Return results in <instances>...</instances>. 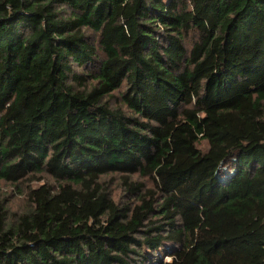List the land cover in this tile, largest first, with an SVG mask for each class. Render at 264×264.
<instances>
[{"label":"trees","instance_id":"1","mask_svg":"<svg viewBox=\"0 0 264 264\" xmlns=\"http://www.w3.org/2000/svg\"><path fill=\"white\" fill-rule=\"evenodd\" d=\"M0 180V264H264V0H0Z\"/></svg>","mask_w":264,"mask_h":264},{"label":"rangeland","instance_id":"2","mask_svg":"<svg viewBox=\"0 0 264 264\" xmlns=\"http://www.w3.org/2000/svg\"><path fill=\"white\" fill-rule=\"evenodd\" d=\"M198 147L202 149H206L207 145L204 141H201ZM114 179L111 185V192L112 196L116 201H119L122 197V188L120 187V182L116 176H111ZM45 179H48L45 177ZM40 182H32L28 183L24 181L23 183L19 184L18 186L22 189L26 185L30 184L31 186H37ZM0 202L5 203L10 207V211L12 212H22L23 208L26 205V199L24 195L17 193V189L14 185L8 184L0 180ZM170 244H164L162 248H160L156 252V259H167V252L169 251Z\"/></svg>","mask_w":264,"mask_h":264}]
</instances>
